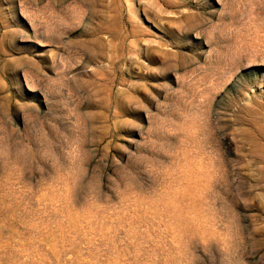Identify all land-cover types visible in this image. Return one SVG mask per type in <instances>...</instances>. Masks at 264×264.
Returning <instances> with one entry per match:
<instances>
[{"label": "rangeland", "instance_id": "1", "mask_svg": "<svg viewBox=\"0 0 264 264\" xmlns=\"http://www.w3.org/2000/svg\"><path fill=\"white\" fill-rule=\"evenodd\" d=\"M0 264H264V0H0Z\"/></svg>", "mask_w": 264, "mask_h": 264}, {"label": "bare ground", "instance_id": "2", "mask_svg": "<svg viewBox=\"0 0 264 264\" xmlns=\"http://www.w3.org/2000/svg\"><path fill=\"white\" fill-rule=\"evenodd\" d=\"M26 18H27V17H26ZM40 19H41V18H40ZM32 31H33V30H32ZM123 34H124V33H123ZM39 35H40V34H39ZM39 35H38V36H39ZM44 36H45V35H44ZM35 37H36V36H35ZM108 39H109V38H108ZM126 42H127V41H126ZM126 48H127V47H126ZM77 52H78V51H77ZM141 69H142V68H141ZM142 72H143V70H142ZM168 73H169V72H168ZM98 76H99V75H98ZM78 93H79V92H78Z\"/></svg>", "mask_w": 264, "mask_h": 264}]
</instances>
